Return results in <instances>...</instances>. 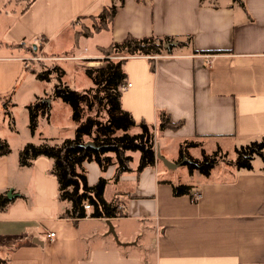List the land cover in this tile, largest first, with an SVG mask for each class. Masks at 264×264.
I'll list each match as a JSON object with an SVG mask.
<instances>
[{"label": "crops", "instance_id": "0c3cea01", "mask_svg": "<svg viewBox=\"0 0 264 264\" xmlns=\"http://www.w3.org/2000/svg\"><path fill=\"white\" fill-rule=\"evenodd\" d=\"M111 2L33 0L23 9L0 0V123L9 129L1 127L0 138L10 147L0 155V192H11L0 211V264H264L263 160L254 164V157L249 170L215 165L185 180L170 174L183 163L161 168L157 160L139 172L136 163L117 180L121 216L78 219L63 214L70 204L58 198L50 158L19 165L25 143L51 139L27 127L26 106L48 97L36 64L65 58L81 66L127 35L175 42L169 53L129 56L123 64L131 85L121 90V106L137 124L152 126L159 154L178 163L191 140L237 147L264 138V0H123L105 28L76 34L82 19ZM69 29L72 53L47 49ZM100 33L91 49L75 45ZM18 107L27 127L21 140L9 126ZM160 111L170 126L158 127ZM83 165L88 184L100 175L112 181L114 165L104 172L93 161ZM177 183L191 185L190 192L174 195Z\"/></svg>", "mask_w": 264, "mask_h": 264}, {"label": "trees", "instance_id": "16d2710c", "mask_svg": "<svg viewBox=\"0 0 264 264\" xmlns=\"http://www.w3.org/2000/svg\"><path fill=\"white\" fill-rule=\"evenodd\" d=\"M15 3H22L23 9L29 6L33 0H8ZM123 0H112L109 6L95 16L98 23L94 30L77 35L89 36L95 31L105 28L115 15L117 5ZM143 2L145 0H137ZM173 38L156 37L153 35L134 37L127 35L121 41H113L108 46L100 47L107 55H119L121 58L114 60L105 58L102 66H84V73L91 80V85L81 91L69 87L58 78L52 96L61 99L71 109V119L75 124L74 134L65 138L60 144H51L47 140L38 144L27 142L18 151V162L21 166H28L39 156H45L52 160L50 172L56 177L58 184V198L70 204L63 212L65 216L73 219L90 217H117L122 212L119 209L117 196L111 199L104 197L106 185L109 179L100 175L94 184L87 183V171L84 162H95L101 172L108 166L114 165L115 172L112 177L117 181L123 173L132 169L128 165L129 159L123 156V151L128 149L138 153L137 165L134 171L139 172L144 167L154 164L153 130L152 126L144 121L135 122L133 116L121 106V86L126 81V73L123 68L126 57L135 55L153 56L169 53L163 44L172 41ZM181 42H178L180 45ZM28 51L33 52V47ZM54 71V70H53ZM55 71L57 69L55 68ZM51 70H42L37 73L39 80H49ZM50 97L37 98L33 103L26 106L28 116V130L34 134L39 116L49 117ZM93 113V114H92ZM158 127L164 128L171 125L169 116L160 111L157 113ZM9 126L14 129L13 121L10 119ZM134 127L140 131L130 133ZM86 138L93 141L92 146H84ZM264 138L251 140L235 149L236 157L231 164L237 169L249 170L252 167V160L255 156L261 157L264 162ZM8 143L0 138V155L9 153ZM108 153L113 154L109 156ZM184 151L180 149L182 156ZM190 158V157H189ZM190 171L197 170L202 175H209L211 169L216 165L213 157L204 156L201 160L193 159L186 161ZM192 173V172H190ZM173 194L182 195L190 192L191 185L177 183L172 184ZM11 201L5 192H0V211ZM90 205L91 209L86 210L84 204Z\"/></svg>", "mask_w": 264, "mask_h": 264}, {"label": "rangeland", "instance_id": "374dc122", "mask_svg": "<svg viewBox=\"0 0 264 264\" xmlns=\"http://www.w3.org/2000/svg\"><path fill=\"white\" fill-rule=\"evenodd\" d=\"M94 18L95 16H91L86 20L82 19V21L79 22L78 24L76 32L83 33L85 31L94 30V27L96 26L95 24L98 23V19L95 20ZM94 33L95 32H93V34ZM101 34H105V33H100V35H94L93 38H88V39H83V37H81L78 43L75 45H78L80 49H83L84 46L88 49H91L92 47H94V39L100 38L98 36H101ZM71 38L72 37L69 29V31L67 30L66 32H64L47 49L54 50L57 48H62L66 51V52H62L64 55L65 53H72L73 44ZM100 55L101 56L99 58H92V59L89 58L87 59L86 62H81V66L75 64L74 60L65 59V58H59L53 61H44L43 64L42 63L36 64V68L41 69V71L52 69V73L49 76V80H44V81L42 80L44 83L43 91L47 93L48 97L55 99V101L52 102V111L50 110L51 119L50 121H48V119L45 116L44 117L39 116L38 125H37L38 130L42 131L43 133L51 137V139L48 140L49 143L60 144L63 141V139H65V137L70 138L73 136L74 128H75V124L71 119L70 107L66 103H64L61 99L52 96V92L55 84L58 82V78L61 80L62 83H66L69 87L75 90L81 91L85 88H88L92 82L84 73L83 67L85 65L99 67L105 63V58L107 57L114 60L121 58V56L119 55H107L105 51L103 52L100 51ZM55 68L57 69V71H55ZM24 114H25V110L18 107L17 109H15V111H13L12 116L9 118V121L10 119L13 121V125L18 131V132L13 131L15 134H18L16 136L18 140L25 138L27 134V127L25 125V120L23 116ZM5 126L2 123H0V131H2L1 127L6 128ZM59 126H61L62 128H60ZM139 131H140L139 127H134L133 129L130 130V133H136ZM5 132L7 133L8 131ZM87 140L90 139L86 138V141ZM154 142L156 141L153 135V148H156ZM239 147L240 146L234 147L232 142L226 140L198 139V140L188 141L182 146V150L184 151L182 157L185 158V161H183V164L177 166L175 169L170 171V174H172V176H175L177 178L179 177L184 180L188 179L189 177L195 175V173L198 171L195 169L190 171L188 166L184 163L187 160L190 162H192L193 159L201 160L204 156L213 157L216 161L215 167L217 169L223 168L226 164L233 162V160L236 157L235 149L236 148L239 149ZM263 154H264V149H263ZM108 155L113 156V154L111 153H108ZM123 156L126 159H129L127 161L130 167L136 165L138 159V153L136 151H131L126 149L123 151ZM261 161H262L261 157L255 156L254 164H258ZM163 166L164 165L161 163L160 167L164 168ZM112 184H113V188H112ZM116 187H117L116 180L115 181L112 180L109 184H107L104 191V197L105 198L107 197L108 199L114 198L118 193L116 192L117 191Z\"/></svg>", "mask_w": 264, "mask_h": 264}, {"label": "water", "instance_id": "95a60500", "mask_svg": "<svg viewBox=\"0 0 264 264\" xmlns=\"http://www.w3.org/2000/svg\"><path fill=\"white\" fill-rule=\"evenodd\" d=\"M172 44H175V42H165L163 44L164 48L168 49ZM84 146H92L94 147L95 144L93 143V141L91 140H87L83 143ZM156 158L157 160L161 161L163 165H165L167 168H175L177 165L183 163V161H185V158H182L181 161H179L178 163H174L170 160H168L165 156L159 154L158 152L156 153ZM8 197H11V192H7L6 194Z\"/></svg>", "mask_w": 264, "mask_h": 264}, {"label": "built area", "instance_id": "2783aa9c", "mask_svg": "<svg viewBox=\"0 0 264 264\" xmlns=\"http://www.w3.org/2000/svg\"><path fill=\"white\" fill-rule=\"evenodd\" d=\"M39 42H41V38H38L37 39ZM36 59H39V56H34V57H29V58H27V60L28 61H33V60H36ZM29 65V63L27 64V66ZM131 85V83L129 82V81H125V83L121 86V90H123V89H126V88H128L129 86ZM155 143V145H156V142H154ZM156 147V146H155ZM154 149V163H156V161H157V158H156V153H157V150H156V148H153ZM84 208L86 209V210H89L90 209V205L89 204H87V203H85L84 204ZM123 209L124 207H123V204H119V209ZM53 235V233H50V236H52Z\"/></svg>", "mask_w": 264, "mask_h": 264}, {"label": "bare ground", "instance_id": "6f19581e", "mask_svg": "<svg viewBox=\"0 0 264 264\" xmlns=\"http://www.w3.org/2000/svg\"><path fill=\"white\" fill-rule=\"evenodd\" d=\"M194 201V200H193ZM124 204V203H123Z\"/></svg>", "mask_w": 264, "mask_h": 264}]
</instances>
